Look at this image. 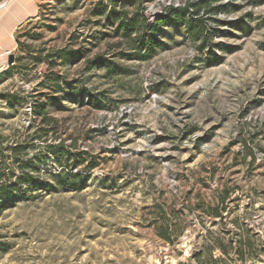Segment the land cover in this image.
<instances>
[{"label": "rangeland", "instance_id": "1", "mask_svg": "<svg viewBox=\"0 0 264 264\" xmlns=\"http://www.w3.org/2000/svg\"><path fill=\"white\" fill-rule=\"evenodd\" d=\"M0 264H264V0H0Z\"/></svg>", "mask_w": 264, "mask_h": 264}, {"label": "water", "instance_id": "2", "mask_svg": "<svg viewBox=\"0 0 264 264\" xmlns=\"http://www.w3.org/2000/svg\"><path fill=\"white\" fill-rule=\"evenodd\" d=\"M8 64L9 65H13L14 64V57L13 56H10Z\"/></svg>", "mask_w": 264, "mask_h": 264}]
</instances>
